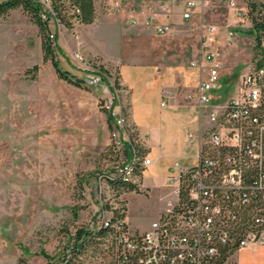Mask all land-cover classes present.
<instances>
[{
	"label": "rangeland",
	"instance_id": "obj_1",
	"mask_svg": "<svg viewBox=\"0 0 264 264\" xmlns=\"http://www.w3.org/2000/svg\"><path fill=\"white\" fill-rule=\"evenodd\" d=\"M92 1V22L50 28L58 46L54 54L71 81L51 60H43L41 36L27 12L15 8L0 17V264H46L54 245L65 241V232L91 221L100 198L126 197L128 220L144 227L157 216L151 208L156 198L172 191L164 187L159 197L148 198L99 186L100 173L112 171L123 156L112 148L104 93L86 81V69L99 70L104 85L115 86L120 62L139 56L161 63L182 59L180 41L191 36L196 44L200 35L199 12L177 32L170 26L161 34L153 24L160 19L171 24L186 0H168L163 16L148 26L131 18L143 23L148 6L159 0H117V11L107 6L115 0ZM228 3L209 0L202 7L221 42L223 80L213 91L219 99L235 96L251 55L252 33L245 21H233ZM236 24L233 41H226L227 27ZM145 50L152 53H140ZM34 64L38 69L27 71ZM116 95L120 100L121 91Z\"/></svg>",
	"mask_w": 264,
	"mask_h": 264
},
{
	"label": "built area",
	"instance_id": "obj_2",
	"mask_svg": "<svg viewBox=\"0 0 264 264\" xmlns=\"http://www.w3.org/2000/svg\"><path fill=\"white\" fill-rule=\"evenodd\" d=\"M37 1L50 28L62 25L51 17L55 16L51 0ZM251 1L253 10L248 0H229L233 21H245L252 33L251 55L235 96L215 104L212 91L221 82L222 51L217 46V26L203 25L202 53L191 65L206 67L196 94L199 106L208 108L207 126L199 135L197 162L171 165L167 185L175 201L169 209L143 227L132 224L126 213H115L120 205L110 196L100 198L98 210L83 231L65 234V241L54 245L46 264H231L240 249L264 244V120L249 114L264 105V0ZM198 5L196 0H186L182 18L190 19ZM107 6L117 11L121 5L115 0ZM71 22L77 23L74 17ZM131 22L135 24L137 18ZM236 27H227L226 41H233ZM155 30L162 34L170 28L155 24ZM54 35L50 31L49 36ZM86 70V81L104 93L103 105L113 125L112 144L119 149L128 140L129 130L126 115L116 103L118 90L104 85L99 70ZM136 159L134 154L121 159L107 176L138 183ZM149 163V157L143 156L142 166ZM99 186L106 189L105 180L99 178Z\"/></svg>",
	"mask_w": 264,
	"mask_h": 264
},
{
	"label": "crops",
	"instance_id": "obj_3",
	"mask_svg": "<svg viewBox=\"0 0 264 264\" xmlns=\"http://www.w3.org/2000/svg\"><path fill=\"white\" fill-rule=\"evenodd\" d=\"M196 2L199 6L194 13L199 12L196 20L200 35L196 37V44L191 36L180 41L182 59L161 63L159 60L139 56L138 60L120 62L117 72L118 87L105 81L109 89L112 90L114 87L121 91L117 106L125 112L127 124L136 129L150 159V163L141 172L137 192L148 198L159 197L162 188H170L167 185V179L173 162L177 161L184 166L197 162L199 135L207 126L208 108L199 106L196 94L199 83L205 78L206 67L191 65V61L198 60L202 53L203 25L207 23L202 14V7L209 0H196ZM168 5V0H159L157 5L154 3L149 5V12L143 23L139 24L137 17L138 23H136L143 26L151 25L152 21L158 20V14L161 13L163 16ZM193 17L194 14L191 18ZM191 18H182L181 12L172 17L171 24L160 19L153 24V27L155 28V24L167 25L169 28L172 27L173 32H177L179 26L194 22ZM220 43L218 36V47ZM125 52L122 51V53ZM140 53H152V51L145 50ZM203 64L207 65V62L203 61ZM213 91L212 104L226 100V98L219 99ZM166 190L165 195L156 198L151 207L157 215L169 209L175 201L173 191ZM125 200L127 201L126 197ZM131 219L134 220L132 217ZM234 259V264H264V244L250 245L240 249L236 252Z\"/></svg>",
	"mask_w": 264,
	"mask_h": 264
},
{
	"label": "trees",
	"instance_id": "obj_4",
	"mask_svg": "<svg viewBox=\"0 0 264 264\" xmlns=\"http://www.w3.org/2000/svg\"><path fill=\"white\" fill-rule=\"evenodd\" d=\"M52 2V10L55 12V16H51L50 13H47V15L50 17L58 18L59 21L64 24H72L71 20L74 17V20L78 22H84V23H90L93 21L94 17V6L92 0H51ZM249 6L253 9H255V3L251 0H248ZM15 8H21L23 11L27 12L30 19L33 23H35L38 27L39 34L41 36V46L43 51V60H51L54 68L56 71L65 79L71 81L72 77L68 73V71L61 70L59 66L58 59L56 58L54 51L58 46L54 43L53 38L49 36L50 34V26H49V20L42 17V7L39 1L37 0H2L0 1V17L7 15L10 10ZM75 9H78V11H75ZM257 17H253V20ZM256 55L255 51L253 53ZM38 69V65L34 64L32 68L27 69V71H35ZM115 86L118 87L117 82V76L115 78ZM124 112V111H123ZM125 114V112H124ZM249 114L258 116L260 120H264V105L261 106V108L249 111ZM126 115V114H125ZM108 119L111 121V116L108 114ZM133 128L130 130V128ZM128 140H126L123 145L115 150V147L112 144L113 150L117 151L119 150L121 152V155L123 156L122 159L130 157L131 154H134V156L137 157L136 162L134 164V172L138 176V181L140 182V175L144 167L141 164V160L143 156L146 154V149L138 139V135L136 133V129L128 124ZM127 130V131H128ZM264 144V143H263ZM115 167V166H114ZM113 167V169H114ZM112 169V170H113ZM111 171L102 172L99 175V178L102 180H105V183L107 185V188H111L112 190L117 191L118 193L120 191H139V182L138 183H132V182H124L120 179H111L107 175ZM106 188V189H107ZM113 201L120 205V208L117 210L115 209V213H120L121 215H124L127 211L126 202L125 199H122L121 196L115 197ZM107 205V204H106ZM88 224V223H87ZM87 224H83L79 227H75L76 232L80 234L81 231H83V228L87 226ZM70 233V231L65 232V234ZM235 261L231 264H234ZM221 264V263H219Z\"/></svg>",
	"mask_w": 264,
	"mask_h": 264
}]
</instances>
